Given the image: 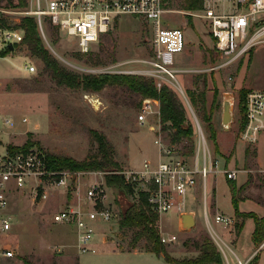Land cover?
Listing matches in <instances>:
<instances>
[{"label": "rangeland", "instance_id": "obj_1", "mask_svg": "<svg viewBox=\"0 0 264 264\" xmlns=\"http://www.w3.org/2000/svg\"><path fill=\"white\" fill-rule=\"evenodd\" d=\"M12 1L17 4V0ZM165 1L164 26L182 29L187 45L184 52L176 57L173 67L175 79L160 75L155 80L157 84L160 82L162 86L172 89L185 105L187 126L195 127L196 116L207 139L213 162H218V166L217 172L209 174L207 178L206 199L201 182L190 194L189 211L198 216V225L184 231L180 229L177 214L172 212L159 217V235L160 238L170 235L177 237L174 243H162L170 258L182 260L195 257L197 252L194 246L201 243L203 238L208 237L214 242L205 218L207 208L212 229L229 248L223 247L225 252L219 249L223 257L228 255L234 258L232 250L240 258L247 259L256 248L252 241L255 229L253 217L264 220V132L260 133L256 144L248 145L240 140L241 99L248 92L264 90V43L256 45L239 62L223 67L227 62L214 47L209 23L198 17L203 13L183 11L181 0ZM2 3L7 5V0H2ZM31 4L32 0H28L29 8ZM204 8H210L219 15L240 11L234 0H205ZM11 11L15 13V18H21L22 9ZM40 33L46 49L69 72L85 76L112 74L116 71L142 76L136 73L150 71L149 75L144 76L152 78L151 67L144 62L152 60L154 54L151 41L153 29L151 24L141 18L129 15L119 17L114 26L94 44L89 55L80 54L76 38L65 36L47 18L43 20V33ZM28 65H35L37 71L30 73L26 69ZM204 80L207 83L208 109L213 101L214 87L218 92L212 123L217 133L219 153L215 152L209 139L207 125L198 117L187 96L188 91H204ZM85 94H92L103 105L98 108L89 103L84 98ZM227 99L232 103L233 122L225 127L222 120ZM142 101L140 96L123 88L108 87L101 93H86L58 86L46 73L43 63L32 56L25 46L17 47L15 52L0 58V109L1 113L5 110L9 113V117L2 116L13 123V127H5L4 130L7 133H19L29 128L30 131L21 136V141L24 140L22 145L15 147L27 146L28 142L44 155L67 156L83 161L98 155V145L91 133L97 131L107 138L114 149L115 161L127 174L141 170L147 161L153 164L160 161L159 149L154 144L160 130L163 140L175 146L180 155H186L194 146L195 153L186 155L194 162L198 149L196 136L193 141L172 143L170 131L163 130L158 114L148 116L147 123L142 126L139 123ZM23 119L27 122L23 123ZM3 127L1 125V129ZM149 127H154V130ZM6 142L8 139L4 137L0 142V152L14 146ZM225 169L241 170L235 182L226 179L223 174ZM42 182V193H46V199L36 198L38 190L33 187L37 180L31 179L29 186L23 192L11 195L8 206L0 210V221L6 219L11 225L9 231H0V251L9 249L16 253L14 259L1 258L0 264H80V261L88 258H98L103 260V264H113L107 255L110 249L144 250L145 240L136 242V232L121 229L119 225L121 211L128 203L138 200L137 193L141 186L134 189V195L124 197L107 186L104 173L96 171L77 173V181L69 182L64 187H57L51 178ZM91 185H103L102 188L108 189L106 206L114 214L108 224L96 225L97 235L102 236L107 244L101 250L104 252H100L101 256L97 251L79 255L75 247L74 230L52 221L53 215L59 211L78 207L79 197ZM232 189L239 200L237 209L244 218L235 216ZM192 196H195L194 201ZM219 213L231 218L232 225L226 227L216 224L214 218ZM242 223L243 230L238 234L236 225ZM250 264H264V251L257 254V260L253 259Z\"/></svg>", "mask_w": 264, "mask_h": 264}, {"label": "built area", "instance_id": "obj_2", "mask_svg": "<svg viewBox=\"0 0 264 264\" xmlns=\"http://www.w3.org/2000/svg\"><path fill=\"white\" fill-rule=\"evenodd\" d=\"M234 2L240 9L238 13L219 15L214 10L206 8L201 11L203 15L198 16L209 23L214 47L221 58L227 62L223 67L239 62L251 53L256 45L264 43V0H234ZM165 12L164 0H32L31 7L21 11V18H15V13L10 8H6L0 0V54L13 53L17 47L22 46L24 31L19 28V24L23 17L35 18L42 33L43 20L47 18L65 36L76 38L80 54L89 55L93 51L94 44L98 43L100 37L114 26L117 19L123 15H129L141 18L152 26L151 41L154 54L152 60L144 62L151 67L152 78L168 75L175 79L173 67L176 64L177 55L185 50L186 36L180 28L164 26ZM13 19L15 20L12 21ZM10 46L13 47V51L9 50ZM26 69L30 73L37 71L35 65H28ZM111 73L132 75L130 72ZM149 73L150 71L136 74L144 76ZM157 87L160 89L162 84L159 82ZM84 98L98 108L103 105L92 94H85ZM155 108L158 109L155 110ZM159 108L158 100L144 99L140 107L139 123L143 126L147 123L148 116L160 115ZM245 111L246 123L240 132V140L245 144L253 145L258 142L260 133L264 132V90L248 93ZM194 117V136H196L198 148L194 162L191 158L178 154L175 146L166 143L158 130L154 144L159 149L160 161L157 164L147 161L139 171L122 173L126 184L132 185L134 189L141 186V189L137 190L148 195V203L159 217L174 212L181 218V215L188 212L190 194L196 190L199 182L202 184L206 199L207 178L209 174L217 172L218 162H213L202 127L195 115ZM23 122L26 123L27 120L23 119ZM1 125L12 127L13 123L11 119L2 116L0 109V135ZM154 127L149 129L154 130ZM215 164L216 167H214ZM240 171L225 169L223 174L228 181L235 182ZM50 178L55 181L57 187H64L69 182L75 183L77 174L50 172L46 156L33 148L14 155L8 150L0 152V210L8 206L11 195L23 192L29 186L31 179L37 180L36 186L33 187L38 190L35 194L36 198L46 199L47 195L46 193L43 195L41 184L43 180ZM102 186L87 187L85 194L79 197L81 206L59 211L52 217L54 223L74 230L75 247L80 255L92 252V244L97 235L96 225L108 224L114 218V214L106 206L109 197L108 189ZM192 200H195V196H192ZM205 218L208 220L207 211ZM214 220L216 224L226 227L233 222L231 218L221 214L216 215ZM10 229L8 220L0 221L1 232ZM211 234L220 249L225 252L223 247L228 248V246L215 232ZM176 241L175 235L161 238L163 244ZM262 251H264V240L255 248L248 261H239L238 264H250ZM15 257L16 253L12 250L0 251V260Z\"/></svg>", "mask_w": 264, "mask_h": 264}, {"label": "trees", "instance_id": "obj_3", "mask_svg": "<svg viewBox=\"0 0 264 264\" xmlns=\"http://www.w3.org/2000/svg\"><path fill=\"white\" fill-rule=\"evenodd\" d=\"M183 11L194 12L203 11L205 0H181ZM166 7V1L164 0ZM6 8L10 9H27L28 0H17L14 4L12 0H7ZM19 28L24 31V41L22 46L27 47L32 56L39 59L46 73H48L58 86L66 87L69 90H81L86 93H101L108 87L123 88L129 92L141 97L142 100L147 98L156 99L160 103V120L163 130H169L172 143H179L182 140L193 141L195 130L192 125L187 126L186 107L179 99L178 95L168 86L157 87V81L154 78L145 76L128 75V74H99L80 76L67 71L60 66L59 62L50 54L43 44L37 21L33 17H23L19 24ZM58 29V28H57ZM21 46V47H22ZM10 52L1 53L0 58H5ZM213 84L215 83L214 80ZM204 91L200 93L188 91L187 96L190 105L197 113L201 121L207 125L206 132L210 141L214 145L216 153L217 133L212 123V117L217 105L218 92L214 87V96L211 107H207L206 80L203 82ZM249 93V92H248ZM247 93V95H248ZM246 95V97H247ZM243 97V108L241 110V123L239 133L244 129L246 123L245 101ZM97 145L98 155L87 157L83 161H77L67 156H55L46 154L48 170L50 172L72 174L83 172H102L105 174V181L108 187L114 189L119 195L124 197L134 195V187L126 184L125 177L122 174L120 165L114 159V149L109 144L107 138L97 131L91 132ZM34 147V144L28 143L27 146L15 147L9 146L8 152L12 155L19 152H27ZM195 148L192 146L187 156H192ZM184 155V156H186ZM232 201L236 207V217L244 218L240 215L237 206L239 200L236 197L235 190L232 189ZM255 229L252 235V241L257 247L264 240V220L260 221L257 217H253ZM159 216L153 212L149 203L148 195L144 192L138 193V200L129 203L126 210L120 213V228L136 232L135 241L145 240L144 250L154 253L158 256L163 255L167 264H224V258L215 243L208 237L203 238L201 243L194 247L198 251L195 258H187L175 260L170 258L166 252V248L161 242L158 228ZM244 223L237 224L238 234L243 230ZM257 260V256L254 258Z\"/></svg>", "mask_w": 264, "mask_h": 264}, {"label": "crops", "instance_id": "obj_4", "mask_svg": "<svg viewBox=\"0 0 264 264\" xmlns=\"http://www.w3.org/2000/svg\"><path fill=\"white\" fill-rule=\"evenodd\" d=\"M2 114L4 116H7V117L10 116L6 110ZM4 129H5V127L2 128L3 131H1L0 136H1V140H3L4 137L8 139V142H6L7 145H14V146L22 145L24 140L21 141V136L24 134L30 133V131L28 130L29 128L22 129L23 132H19V133L18 132L7 133V132H5ZM18 139H20V140L18 141ZM5 150H7V149H4L1 153L5 152ZM79 204L80 205H78V206H81L82 202H80ZM206 211H207V208H206ZM190 213L191 214L193 213V215L195 217L196 225H198V220H197L198 216L193 211H188L185 214H190ZM185 214H183V215H185ZM207 214H208V212H207ZM219 214H221V213H219ZM183 215H181V217ZM177 217H178V220H179L178 222H179V226H180L181 225V218L178 216V214H177ZM200 223H203V222L200 221ZM207 224L209 226L208 227L209 232L210 233L215 232L211 227L209 216H208V223ZM180 229H181V226H180ZM170 236H172V235H170ZM211 237L213 238L212 234H211ZM213 240L216 243L215 245L218 246V249H220L216 240L214 238H213ZM106 247H107V244H106L105 240L102 238V236L96 235L94 242L92 244V252L91 253H94L95 251H97L98 255L101 256V254H104V252H102L101 250L103 248H106ZM184 248H186V247L184 246ZM100 252H101V254H100ZM195 252H197L196 256H195V257H197L199 253L197 250ZM231 252L233 253V256L235 259L228 257V255H225V257H223L224 258V264H236V262H239V261L246 262L253 255V253H252L247 259H243V258H240L236 253H234V251L231 250ZM91 253H89V254H91ZM89 254H85V255H89ZM107 255H109V257H111L110 259H112L113 264H167L166 260L164 259V257L162 255L158 256L154 253H150V252H147L145 250H138L137 249V250H129L128 251V250H118V249H112L111 250L110 249V252H108ZM81 256H84V255H81ZM195 257H193V258H195ZM179 259H181V258H179ZM79 263L80 264H103V260H100L98 258H88L86 260H83V262L80 261Z\"/></svg>", "mask_w": 264, "mask_h": 264}, {"label": "water", "instance_id": "obj_5", "mask_svg": "<svg viewBox=\"0 0 264 264\" xmlns=\"http://www.w3.org/2000/svg\"><path fill=\"white\" fill-rule=\"evenodd\" d=\"M10 51H13V47H9ZM233 122V116H232V103L230 100H226L224 102V107H223V120L222 124L223 126L227 127L230 126V124ZM123 206V204H121ZM129 203L126 205L125 208H123V211L128 208ZM196 225L195 217L192 214H185L181 217V229L184 231H189L192 228H194Z\"/></svg>", "mask_w": 264, "mask_h": 264}]
</instances>
